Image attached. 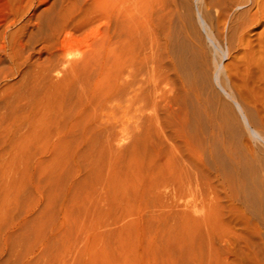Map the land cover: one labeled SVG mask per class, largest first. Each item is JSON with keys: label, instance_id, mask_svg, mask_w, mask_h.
I'll list each match as a JSON object with an SVG mask.
<instances>
[{"label": "rangeland", "instance_id": "1", "mask_svg": "<svg viewBox=\"0 0 264 264\" xmlns=\"http://www.w3.org/2000/svg\"><path fill=\"white\" fill-rule=\"evenodd\" d=\"M163 1L0 0V264H264V0Z\"/></svg>", "mask_w": 264, "mask_h": 264}, {"label": "bare ground", "instance_id": "2", "mask_svg": "<svg viewBox=\"0 0 264 264\" xmlns=\"http://www.w3.org/2000/svg\"><path fill=\"white\" fill-rule=\"evenodd\" d=\"M167 1V2H166ZM212 1V0H211ZM210 0H202V5L203 6H205V7H207V6H209V5H213L212 3L213 2H211ZM218 1L219 0H217V3H218ZM221 2H222V4H223V8H220L221 10H218V9H216V11L215 12H217V19H219L220 20V18H221V20L223 19V17H225L224 16V14L228 11V10H226V12H225V9H228V8H231V6L233 5V7H234V5L236 4V3H234L233 4V2L234 1H237V0H220ZM219 1V2H220ZM247 0H242L241 1V3H244V2H246ZM255 1V0H254ZM164 3H166V4H160V5H162V6H159V8L161 7V11L162 12H160V13H158V14H160V16L158 17L159 18V22H158V27H157V29H159V31L160 30H162L163 29V23H165L166 21L165 20H167L168 21V23L170 22V17H171V15L172 14H174V12L177 10V9H175V5L174 6H172V5H168L169 4V2H168V0H164L163 1ZM172 2V1H171ZM170 2V3H171ZM175 2V1H174ZM238 2V1H237ZM161 3V2H160ZM214 4H216L215 3V0H214ZM238 5H239V3H237ZM166 5L168 6V7H166ZM164 6L167 8H164ZM170 6L173 8V9H171L170 8ZM261 5H259V7H260ZM177 7V6H176ZM221 7V6H220ZM179 8V7H178ZM256 11V10H255ZM178 12H180V11H178ZM205 12V11H204ZM225 12V13H224ZM241 12V11H240ZM182 13V12H181ZM203 13V12H202ZM176 14V13H175ZM183 14V13H182ZM228 14V13H227ZM226 14V15H227ZM253 14H255V13H253ZM215 15V16H216ZM173 16V15H172ZM179 16V15H178ZM249 16H251V14L249 15ZM180 18H181V14H180V16H179ZM228 17V16H227ZM253 17H255V15L253 16ZM252 17V18H253ZM198 18V17H197ZM199 18H200V16H199ZM198 18V19H199ZM226 18V17H225ZM224 18V19H225ZM236 18V17H235ZM184 19V18H183ZM202 19H199V21H200V25L201 24H203V22L201 21ZM218 20V21H219ZM231 20V19H230ZM256 20V19H255ZM172 21V20H171ZM180 21V20H179ZM204 21V20H203ZM243 22H245L244 20H242ZM241 20L239 21L238 19H237V22H235V20L233 21V23L235 22V26H234V28L235 27H241V25L243 26V24H245V23H243ZM180 23H181V27H182V31H183V34H184V36L186 37V39H188L190 42H192L193 44H195L199 49H200V51H201V53H202V55L205 57V50H204V47H203V43H202V40L200 39V37H199V29H198V27L196 26H192L194 29H192L191 27H189V25H187V23L184 21V20H182L181 19V21H180ZM156 25V26H157ZM173 25V24H172ZM199 26V25H198ZM202 26V25H201ZM165 27V26H164ZM156 28H155V30H157ZM163 31V30H162ZM155 32H157L158 33V30L157 31H155ZM161 32V31H160ZM160 32H159V35H160ZM162 33V32H161ZM165 34H167V32L165 33ZM164 34V35H165ZM162 35V34H161ZM156 37V36H155ZM159 37H161V36H159ZM158 37V38H159ZM170 37V36H169ZM162 38V37H161ZM164 39V42H163V44L164 45H159V46H161L162 48L161 49H164V51H167V44H168V37L166 38V37H163ZM230 38V37H229ZM155 42H157V41H155ZM156 45H157V43H156ZM160 49V50H161ZM159 50V49H158ZM158 50H157V52H158ZM155 53H156V51H155ZM158 53H160V52H158ZM158 55V54H157ZM156 57V56H155ZM160 57V55L158 56V58ZM157 60V59H156ZM175 60V59H174ZM182 60V59H181ZM157 62V61H156ZM158 64V63H157ZM232 74V73H231ZM231 74H230V76L228 75V77H229V79L231 80V79H233V78H230L231 77ZM227 75V74H226ZM186 79V78H185ZM184 79V80H185ZM234 82L235 81H233V82H231V83H233L234 84ZM242 83H244V82H242ZM235 84H237L236 82H235ZM237 85H239V84H237ZM241 85V84H240ZM243 85V84H242ZM183 86V85H182ZM181 87V86H180ZM183 90V89H182ZM191 91V90H190ZM243 91V90H242ZM230 95V94H229ZM228 95V96H229ZM200 96V95H199ZM199 96H198V94L195 92V97L196 98H199ZM185 97V96H184ZM199 100V99H198ZM201 100V99H200ZM203 100V99H202ZM201 102V101H200ZM209 102V101H208ZM226 103V102H225ZM213 104V103H212ZM203 105V104H202ZM205 108L206 107H204V110H205ZM228 109V108H227ZM229 110V109H228ZM203 112V111H202ZM185 117V116H184ZM187 118V117H186ZM185 118V119H186ZM191 119V118H190ZM212 120V119H211ZM208 121V120H207ZM223 124V123H222ZM225 126V125H224ZM220 134H221V132H220ZM249 147V146H248ZM199 153V152H198ZM259 186V185H258Z\"/></svg>", "mask_w": 264, "mask_h": 264}]
</instances>
